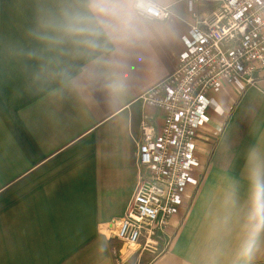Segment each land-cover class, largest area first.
<instances>
[{
  "label": "crops",
  "instance_id": "crops-1",
  "mask_svg": "<svg viewBox=\"0 0 264 264\" xmlns=\"http://www.w3.org/2000/svg\"><path fill=\"white\" fill-rule=\"evenodd\" d=\"M219 1L149 0L170 18L145 20L133 0H0V264H116L110 223L138 182L142 113L161 124L140 96ZM254 80L211 97L189 208L145 264H264V72Z\"/></svg>",
  "mask_w": 264,
  "mask_h": 264
},
{
  "label": "built area",
  "instance_id": "built-area-1",
  "mask_svg": "<svg viewBox=\"0 0 264 264\" xmlns=\"http://www.w3.org/2000/svg\"><path fill=\"white\" fill-rule=\"evenodd\" d=\"M219 2L221 12L211 23L197 21L180 38L172 73L140 96L144 107L160 113L161 124L156 131L142 113L138 182L124 216L110 223V235L128 248L143 243L152 250L173 218L187 212L198 182L194 136L211 97L226 81L249 87L264 72V0ZM133 9L145 20L170 18L168 8L151 2L133 0Z\"/></svg>",
  "mask_w": 264,
  "mask_h": 264
},
{
  "label": "rangeland",
  "instance_id": "rangeland-1",
  "mask_svg": "<svg viewBox=\"0 0 264 264\" xmlns=\"http://www.w3.org/2000/svg\"><path fill=\"white\" fill-rule=\"evenodd\" d=\"M167 234H168V231H167ZM163 238L164 237L156 238L155 240L156 244L153 245V247L157 246L156 251H152L151 249L145 248L143 243H140L139 246L128 248L122 242L116 239H111L112 242H114L112 245L113 246L112 253L116 261V264H145L147 263L153 256L167 249L165 245L166 242H163L164 244L162 248L159 247L160 242H161L160 240Z\"/></svg>",
  "mask_w": 264,
  "mask_h": 264
},
{
  "label": "clouds",
  "instance_id": "clouds-1",
  "mask_svg": "<svg viewBox=\"0 0 264 264\" xmlns=\"http://www.w3.org/2000/svg\"><path fill=\"white\" fill-rule=\"evenodd\" d=\"M141 4H146L149 2V0H140ZM101 11H108L107 9L105 8H101Z\"/></svg>",
  "mask_w": 264,
  "mask_h": 264
}]
</instances>
